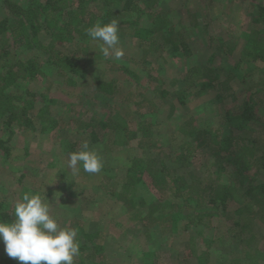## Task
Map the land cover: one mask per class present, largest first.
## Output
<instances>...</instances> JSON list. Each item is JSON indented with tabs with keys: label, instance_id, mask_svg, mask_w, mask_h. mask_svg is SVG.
Returning a JSON list of instances; mask_svg holds the SVG:
<instances>
[{
	"label": "trees",
	"instance_id": "obj_1",
	"mask_svg": "<svg viewBox=\"0 0 264 264\" xmlns=\"http://www.w3.org/2000/svg\"><path fill=\"white\" fill-rule=\"evenodd\" d=\"M248 16L251 25L241 31L248 41L240 58L233 55L239 39L225 41L224 37L213 40L220 42L218 49L211 44L206 47L207 58L201 37L192 35L193 29L175 25L161 0H0V164L6 170L8 163L20 157L15 161L18 166L8 171L14 174L11 186L22 187L8 198V186L0 183V221L15 218L17 201L29 190H39V183H34L37 178L47 185L46 180L59 183L69 175V154L87 140L96 150L99 144L104 149L98 152L104 164L99 173L84 172L82 167L79 171L93 187L100 174L104 177V198L93 201L94 212L113 218L115 228L121 229L115 220L125 216L133 230L146 235L151 244L148 250L140 247L135 253L145 257L139 264H162L159 257L164 252L166 262H181L189 246L197 251L199 264L221 258L219 264H264V243L260 245L264 242V131L261 137L253 136L264 117V6ZM112 20L120 23L122 49L132 39L143 50L139 61H131L139 71L131 68L132 59L105 58L91 49L100 42L93 41L87 29ZM212 23L207 22L205 30ZM217 50L223 54L218 62ZM102 60L105 69L92 77L90 66ZM118 71L124 75L123 83L112 76ZM48 76L52 83L74 89L87 85L95 97L77 95L66 104L70 109L63 115L61 102L50 98L48 91L39 100L33 91L32 83ZM249 84L259 89L252 93ZM147 93L155 96L148 102L151 111L125 108L126 98L140 96L146 102ZM210 94H215L213 104L218 105L219 117L201 128L195 119L207 108L189 112L191 118L182 113L178 131L169 136L167 119L179 108L187 111L192 98ZM157 101L169 106L166 117ZM70 128H78L81 142L62 141L57 151L48 154L52 163L46 173L27 159L34 140H52L58 131ZM28 134L34 137L31 141L23 138ZM19 141L23 147L14 148ZM193 160L201 164L202 174L179 173ZM57 164L63 168L54 179L57 175L50 177L48 172L53 173ZM254 166L260 172L254 173ZM62 184L66 190L71 188L65 180ZM111 202L113 210L117 205L122 210L116 217ZM80 214L61 225L78 230L80 254L75 264L115 262L113 247L109 254L98 238L103 220L90 221L85 228ZM224 217L232 223L227 236L219 232ZM184 232L189 238L179 244L178 236ZM185 243L183 252L178 247ZM202 244L213 252L202 250ZM127 251L132 255L136 249L128 247ZM5 264L19 262L8 257Z\"/></svg>",
	"mask_w": 264,
	"mask_h": 264
},
{
	"label": "rangeland",
	"instance_id": "obj_2",
	"mask_svg": "<svg viewBox=\"0 0 264 264\" xmlns=\"http://www.w3.org/2000/svg\"><path fill=\"white\" fill-rule=\"evenodd\" d=\"M161 2L163 6L170 13L171 19L174 21L175 25L178 24L180 27H183L184 29L189 30V31L193 29L194 31H191L192 35H197L198 37L199 36L201 37L199 38V43L201 44L202 48L205 49L206 53L204 55L205 57L207 55V58H209L210 56V51L207 52L206 47L211 44L214 47L217 46V49H218L220 45V42L213 41L215 37H218V39L219 37H224L225 41L239 39L238 44L234 48L233 55L234 57L240 58V53L243 52L245 44L248 41V39L244 38L245 36H243V33L241 35V31L247 30L249 26L251 25V18L248 16V14L249 13L252 14L253 12H255V10L259 11L260 8L264 6V0H161ZM254 4H257V5H254ZM252 6L256 8L254 11H252L253 10L251 8ZM112 10H115V7H112ZM217 17H219L221 21H216V20L214 21V19H216ZM210 20L213 23L210 24L211 25L210 28L205 30L204 26ZM143 22L144 21H142V23ZM205 31H208V34H206ZM204 34L206 36H204ZM241 36H242V39L240 40ZM209 40L211 41V43L209 42ZM125 45L126 47L123 48L124 56L128 59H132L129 62L131 65V68L135 71L136 70L139 71V69L135 67L134 62H131V61H134V60L136 62L139 61L140 58L144 56L143 50L139 49L137 44H134L132 39H128L125 42ZM91 49L93 51H99V45L97 44V42L91 47ZM211 51L214 52V50H211ZM222 58H223L222 51L217 50L216 61L218 62ZM249 58H253V56L249 55ZM105 63L106 61L104 60L100 61V63L96 61L90 66L89 70H90V73H92V77H94V74L96 75V72L102 71L105 69L106 67ZM252 72L253 71H251V73ZM112 76L115 78L118 77V79H120V81L123 83V80L121 79V77H124V75L121 72L119 71L115 72L112 74ZM258 77H262V76L259 75ZM52 82H53V78H51L50 76L44 77L41 81L37 80L36 82H33L32 88H33V91L38 94L37 95L38 100L40 99V95L46 93V91L49 92L50 98L59 100L61 102L60 112L63 115H66L65 111H68L70 109L66 104L70 102L69 101L70 99H75L77 95H83V97L85 98L95 97L94 95H92V91L90 89L89 91L86 90L87 85H80L74 89L63 83H57L56 81L54 83ZM235 82L238 83V80H236ZM255 84L258 85V83H255ZM245 87L246 86H243L242 88L245 89ZM251 87H253L252 93L259 89V87L249 84L248 88L250 89ZM125 90H126V94L129 93L128 85H126ZM146 97H145L146 102H144L143 97L140 98V96L137 100L132 97H130L129 100H127L126 98L124 101L125 103L124 106L126 108L129 105L131 109L138 108L144 113L146 111L147 112L151 111L152 108H151V104L149 103L150 101L154 100L155 96L154 94L147 93ZM132 99L134 100L133 102H131ZM137 101H139L138 103H140L139 106L137 105L138 103H136ZM214 101H215V94L204 95L198 98H192L190 104L188 105L187 111H183L182 108L181 109L179 108L175 112L173 117H171V119L169 120L167 119L165 128L168 131L167 132L168 135L170 136L171 134L178 131L177 130L178 124L181 123V121L183 120V118L181 119L182 113H184V115L187 116L188 118H191L189 112H193V111L196 112L198 110H201V109L203 110L207 108L205 113L198 115V117L194 116L196 117L195 120L198 119L196 121L197 127H201V128L205 127L208 121H213L214 118H218L219 113L216 111L218 105H214L213 104ZM65 105L68 108L65 107ZM157 105L161 106L160 107L161 114H163V116L166 117L169 113V106L164 105V103L160 101H157ZM103 112H107V111L104 110V111L99 112L98 113L99 118H102L105 115V114L102 115ZM188 118H186L185 120L188 121ZM85 119H86L85 117L82 118V120H85ZM262 126L263 128L260 130ZM257 129L258 130H256L255 133L253 134L255 138L261 137L263 135L264 117L263 119L261 118V124L259 125ZM77 131H78V128H70L66 132L58 131L59 136H57V138H54L52 140H50V138L46 139L45 141H42L40 139L34 140L32 142V147H31V150L29 151V156L27 157V159L31 161L32 164L36 163L35 164L36 167H38L39 170H43V172L46 173V171L48 170L47 169L48 164L52 163V160L51 159L49 160L50 157L48 156V154L51 152L57 151L62 141L66 140L68 142H79V143L81 142L82 138H79V136L76 135ZM183 135L184 133L181 132L179 134V137L181 136L183 137ZM23 138H25V140L27 141H31L34 137H32V134H28L27 136H24ZM246 140L247 138H245V140H243L242 143H246ZM13 146L16 149H20L23 147L21 141H19L17 145H13ZM96 147H98L97 148L98 150H96L95 147L90 146V148L95 149L97 152H99V154H102V151L104 150L102 146H100L99 144ZM19 158L20 157L16 156L15 159H13V162L8 163V165L6 166V170L0 164V183H5L8 186L9 188V194L7 195L8 198L15 197L16 196L15 194L19 193L21 190L20 188H22L21 186L20 187L16 186V184L11 186L13 182L12 178L14 174L11 171H8L9 168L11 167L16 168L18 166L17 163H15V161H19ZM52 159H54V156ZM258 162L259 161H256L255 164ZM259 164H260L259 166L262 165V163L260 162ZM57 165L59 168L56 167L57 169H55L53 173L48 172L50 177L57 175L54 177V179L58 178V176L60 175V168H63L62 166H59V164ZM186 165L187 167L182 170H179V173H182L183 171H185L187 173L202 174V171L200 168L201 164L198 165V163H195V160H193L191 163H187ZM254 167L256 169L254 170V173L260 172L258 170V167L256 166ZM66 170L68 171L69 175H66L65 178L59 181V183L57 182V180L53 182L46 180L47 185H45L41 183V181L39 180L40 178H37V181H34V183H39L40 185L38 191L35 189L38 193L43 195L45 193V190H46V193L48 194L50 193L48 197L52 202L51 211L53 215L58 216L60 220V224L61 225L66 224L68 221H70L74 216H76L79 213H81L80 216L84 218L83 225L85 228H87L86 226L88 225V222L96 221L98 223L97 219L100 218L103 220V224L99 225L100 233L102 236L98 238L100 239V242L102 245H105L108 247L107 248L108 253L112 254L110 252L111 250L114 253L113 255L115 256L114 257L115 262L110 261V264H139L140 262H142V260L145 257L144 256L140 257V254L136 255L135 253L139 252L138 250L140 249V247H142V250H146L148 248L147 246H150L151 243H149L146 235H144L143 233L139 234L137 231L133 230L132 228H135V227L133 225H130V223L127 221L125 216L123 217L120 216L119 218L115 220L116 224H119L121 227H123V229H121V228H115L116 225L113 222V218L111 219V218H108L109 216L107 217L106 215H102L101 213L96 214L94 212L96 209H93L94 206L92 207L94 203L93 201L99 198V196L104 198L103 196L104 191L102 189V186L104 184V177H102V175L100 174L99 176L100 181L96 182L95 187H93L94 184L89 182L86 178H84L82 176V173L78 172L77 174L73 175L71 170L67 166H66ZM262 175L264 177V172H262ZM63 180H65V184L67 186H69L71 183V188L66 190L64 184H62ZM27 185L29 187L30 184H27ZM55 194L57 196L53 197V195ZM194 196H195L194 198H197L196 195ZM113 204L114 203H112L110 207L112 210H113ZM78 205L80 206L79 209H77ZM233 205L234 204H232L231 207H234ZM113 211H116L115 213H113L114 215L113 217H116L122 212L121 208H119V205H117ZM230 225H232V223L229 221V218L224 217L220 223V228H219L220 234L227 236ZM193 234L194 235L192 237L195 238L196 234L194 232ZM178 238H179L178 243L181 244V242L187 241L189 236H187V234L184 232V233H181L180 236H178ZM175 240L177 239L174 238V241ZM263 243L264 242L262 241L260 245L262 246ZM186 244L188 243H185L179 246L178 248L182 249V251L185 252L186 248L184 247V245ZM109 247H113V249H110ZM128 247L130 249L132 247L133 249H136V251H133L131 255V252L127 251ZM200 248L209 253L213 252L212 249L209 250L207 246L203 244L202 246H200ZM187 249L188 251H186L187 253L185 254L186 255L185 259L182 260L181 262L176 261L175 264H183L184 262L185 264H199L200 261H199V257H198L199 255L197 254V251L193 252V249L191 246H189ZM152 250L153 248L151 249V251ZM105 255L107 257V254ZM166 256L167 254L166 252H164L159 257L161 263L162 264H172L169 261L166 262V259H165ZM8 257L9 256L5 252V245L3 241H0V264H5ZM159 258H157V260ZM223 260L224 258L220 259V261H223ZM220 261L218 259L216 260L211 259L210 264H219ZM224 262L228 263L227 260Z\"/></svg>",
	"mask_w": 264,
	"mask_h": 264
},
{
	"label": "clouds",
	"instance_id": "obj_3",
	"mask_svg": "<svg viewBox=\"0 0 264 264\" xmlns=\"http://www.w3.org/2000/svg\"><path fill=\"white\" fill-rule=\"evenodd\" d=\"M120 23L112 20L107 24L97 22L87 29L93 41H99V51L105 58L120 60L124 56L119 37ZM103 159L87 140L80 150L68 156L67 167L77 174L81 167L90 174L99 173ZM56 195V194H55ZM52 203L46 196L29 190L15 204L11 222L0 221V240L6 254L19 264H75L80 254L78 230L61 227L60 220L52 214Z\"/></svg>",
	"mask_w": 264,
	"mask_h": 264
}]
</instances>
